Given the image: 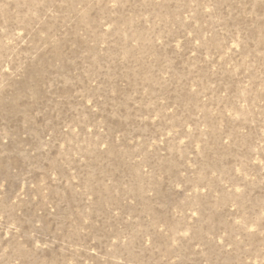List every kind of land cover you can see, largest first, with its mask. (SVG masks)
Instances as JSON below:
<instances>
[{
  "label": "rangeland",
  "instance_id": "rangeland-1",
  "mask_svg": "<svg viewBox=\"0 0 264 264\" xmlns=\"http://www.w3.org/2000/svg\"><path fill=\"white\" fill-rule=\"evenodd\" d=\"M0 264H264V0H0Z\"/></svg>",
  "mask_w": 264,
  "mask_h": 264
}]
</instances>
